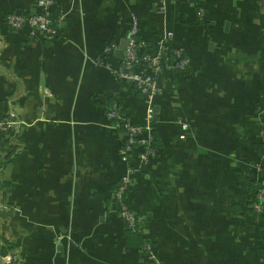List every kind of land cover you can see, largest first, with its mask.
Listing matches in <instances>:
<instances>
[{"label":"crops","instance_id":"crops-1","mask_svg":"<svg viewBox=\"0 0 264 264\" xmlns=\"http://www.w3.org/2000/svg\"><path fill=\"white\" fill-rule=\"evenodd\" d=\"M197 2L203 22L182 0H53L59 31L44 39L5 26L36 0H0V113L22 122L0 167L7 251L28 264H156L149 242L162 264H264V212L247 209L242 186L264 123V0ZM133 16L153 43L171 31L191 64L162 76L152 100L158 153L125 196L143 218L138 235L110 198L124 135L105 109L117 99L144 124L145 103L97 63L109 43L124 45Z\"/></svg>","mask_w":264,"mask_h":264},{"label":"built area","instance_id":"built-area-1","mask_svg":"<svg viewBox=\"0 0 264 264\" xmlns=\"http://www.w3.org/2000/svg\"><path fill=\"white\" fill-rule=\"evenodd\" d=\"M187 3L194 8L197 19L204 17L203 8L198 5L196 0H187ZM52 4L53 0H36L38 10L35 12L23 14L12 11L8 13L5 16L7 30L19 31L25 29L30 36L39 35L44 39L55 38L59 31V22L52 16ZM163 5H161L162 11L164 10ZM132 22V28L122 48V56L116 60L115 64L111 63L108 57L119 47L117 43H109L103 48L97 63L108 69L118 80L128 81L134 89L139 91L145 103L146 122L144 124L133 123L126 116L117 99H114L105 109V116L110 121L111 127L121 131L124 135L120 156L124 160L125 168L110 198L115 204L114 211L116 214L128 227L134 229L140 227L143 218L129 207L125 196L129 191L134 174L155 157L158 151L153 145L154 108L152 100L155 96L163 93L159 82L162 76L166 73H186L191 64L184 49L173 45L171 31H165L160 38L155 40L152 47L145 48L144 42L138 40V22L134 16ZM261 111L264 112V105ZM21 124L20 120L0 113L1 161L4 160L10 149L5 140L8 139L10 143L9 139L19 132ZM258 134L264 140V129H260ZM254 169L257 173L264 170V154L259 157ZM257 198L259 202L254 204L253 208L256 212H259L261 202H264L263 183L258 190ZM144 249L151 260L156 264H162L154 255L151 243H145ZM0 264L28 263L22 260L16 252L8 251L4 254L0 253Z\"/></svg>","mask_w":264,"mask_h":264},{"label":"trees","instance_id":"trees-1","mask_svg":"<svg viewBox=\"0 0 264 264\" xmlns=\"http://www.w3.org/2000/svg\"><path fill=\"white\" fill-rule=\"evenodd\" d=\"M182 1L187 2V0H182ZM196 2H197V0H196ZM194 13H195V11H194ZM197 20L199 22H203L204 21V17L202 19H197ZM138 40H141V41L144 42L145 48H150V47L153 46V42H151L149 40H146V39H143V38H141L139 36H138ZM113 58H114V56H113ZM114 59L117 60V58H114ZM188 72H190V69L186 73H184V74H187ZM135 91L137 93H139V91H137L136 89H135ZM263 105H264V103L260 106V110L262 109ZM260 129H264V123H260L259 125H257V137H258V140L259 141L256 142V143H254V145H253L254 146V149L256 151V154L258 156L257 157L258 161H259V157L264 154V140H262L260 138L259 134H258ZM114 130H116V129H114ZM153 136H154V138H153V145L158 150V148H159V142H158L157 135L155 133L154 128H153ZM6 142L8 143V146H9L10 149H9L8 153L5 155L4 160L3 161L0 160V167H1V163L10 162L12 160V155L15 153V148L14 147H11L10 143L8 142V139L5 140V143ZM247 174L248 175L245 176V178H244V180L242 182V186H243V188L245 189V191L247 193L246 206H247V209L249 211L256 212L254 210V208H253V205L259 202V200L257 198V193H258V190L261 187L262 183L264 184V170L261 171V173H257L254 168H251L250 169V172H248ZM259 212H264V202H261V210ZM125 226H126V231H128L129 233L130 232L131 233H134V235L135 234L136 235L139 234L138 233L139 232V227H136V228L132 229V228L128 227L126 224H125ZM8 249L9 248H8L7 244L5 243V241L2 240V242H0V253L1 254H4V253L8 252L7 251Z\"/></svg>","mask_w":264,"mask_h":264},{"label":"water","instance_id":"water-1","mask_svg":"<svg viewBox=\"0 0 264 264\" xmlns=\"http://www.w3.org/2000/svg\"><path fill=\"white\" fill-rule=\"evenodd\" d=\"M123 43H124V42H123ZM122 48H123V44H121V45L119 46V48L116 50V52H115V54H116L117 56H119V57L122 56Z\"/></svg>","mask_w":264,"mask_h":264},{"label":"rangeland","instance_id":"rangeland-1","mask_svg":"<svg viewBox=\"0 0 264 264\" xmlns=\"http://www.w3.org/2000/svg\"><path fill=\"white\" fill-rule=\"evenodd\" d=\"M4 163H1V166L3 165Z\"/></svg>","mask_w":264,"mask_h":264}]
</instances>
